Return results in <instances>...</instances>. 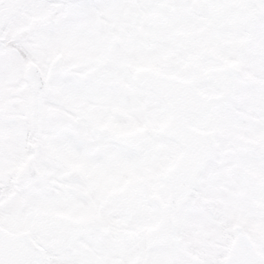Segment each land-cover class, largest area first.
Instances as JSON below:
<instances>
[{"label": "snow or ice", "instance_id": "snow-or-ice-1", "mask_svg": "<svg viewBox=\"0 0 264 264\" xmlns=\"http://www.w3.org/2000/svg\"><path fill=\"white\" fill-rule=\"evenodd\" d=\"M0 264H264V0H0Z\"/></svg>", "mask_w": 264, "mask_h": 264}]
</instances>
